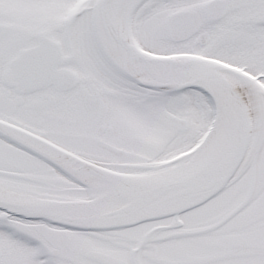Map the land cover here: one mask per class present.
Returning <instances> with one entry per match:
<instances>
[{"label":"snow or ice","instance_id":"obj_1","mask_svg":"<svg viewBox=\"0 0 264 264\" xmlns=\"http://www.w3.org/2000/svg\"><path fill=\"white\" fill-rule=\"evenodd\" d=\"M0 264H264V0H0Z\"/></svg>","mask_w":264,"mask_h":264}]
</instances>
